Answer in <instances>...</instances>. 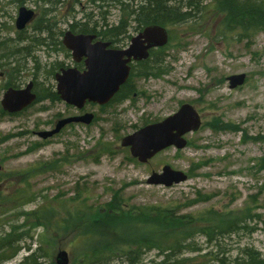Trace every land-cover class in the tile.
Here are the masks:
<instances>
[{"label":"rangeland","instance_id":"374dc122","mask_svg":"<svg viewBox=\"0 0 264 264\" xmlns=\"http://www.w3.org/2000/svg\"><path fill=\"white\" fill-rule=\"evenodd\" d=\"M201 5L205 8L193 21L164 26L168 43L154 52L158 75H132L128 98L87 104L84 111L95 116L90 124L66 125L43 141L33 131L80 111L45 96L55 91L58 66L72 63L61 43L63 32L71 23L106 22L107 34L114 30L119 37L125 30L126 38L118 39L123 44L135 32L126 9L114 3L100 8L93 0H0V99L7 84L23 87L29 80L38 97L15 116L0 113V173L8 178H0V240L18 237L13 245L19 247L0 264L27 262L30 253L38 264H56L60 250L67 252V264H76L89 243L79 233L83 220L88 212L104 211L113 197L123 208L159 205L195 217L214 209L244 217V227L220 237L219 248L195 234L191 242L200 250L182 255L192 264L211 263L217 250L230 258L243 249L264 256V32L229 31L213 1ZM20 6L35 12L22 30L25 41L15 35ZM121 22L127 26L118 27ZM48 25L54 39L45 36ZM241 73L244 82L230 88L227 78ZM184 103L201 121L198 130L184 135L185 148L166 147L141 163L120 146L124 136L161 121ZM228 125L233 128L220 129ZM164 165L185 172L187 179L169 187L147 184L151 172L160 173ZM197 193L208 199L187 206ZM160 259L157 250H150L138 262ZM122 260L115 256L112 264Z\"/></svg>","mask_w":264,"mask_h":264},{"label":"trees","instance_id":"16d2710c","mask_svg":"<svg viewBox=\"0 0 264 264\" xmlns=\"http://www.w3.org/2000/svg\"><path fill=\"white\" fill-rule=\"evenodd\" d=\"M63 1L47 0V2L53 4L62 3ZM101 1L104 2L105 6L114 3L110 0ZM117 1L122 3L121 0ZM204 1L206 0H140V5L133 12H135V17H137L139 23H142L141 27L147 24L172 26L193 21L196 13L205 8L201 5ZM210 1H213L216 10L223 12V23L227 30L240 29L245 36L254 31L264 32V0ZM98 6L101 8L103 4ZM128 14L127 16H129ZM50 26L43 27L45 36L47 39H54ZM96 26L97 23L70 24L71 28H76L80 33H94ZM120 26L118 25V27ZM111 34L118 35L119 33L111 30ZM103 35L108 36L110 34L103 33ZM154 52L155 50L152 49L148 59L138 65H133L131 74L145 77L158 75L160 69L157 63L159 62L154 59ZM61 66L59 65L58 68ZM128 86L129 81L120 87L112 101L128 98L130 96ZM45 96L51 101L59 99V96L53 90L45 93ZM37 98L36 96V100ZM216 121H213V130L218 129ZM225 128L232 129L233 127L228 125L220 129ZM105 150L102 149V151ZM205 196L197 193L195 198L187 202V206H192L195 202H205L208 199ZM113 198L105 204L104 211L96 210L94 211L96 213L93 214L88 212L87 218H85V221L83 220L84 231L79 233L82 234L81 236L85 240H89V243L87 245L88 249L80 256L81 260H78L76 264H112L115 256L124 258L120 264H139L138 261L142 255L150 250H157L158 255L161 256L159 261H152V264H192L189 262L191 259L182 257V255L200 250L195 243L191 242L195 234H201L207 242L214 243V246L219 248L218 241L220 237L238 232L244 227V225H240L244 217L222 213L214 209H208L203 215L195 217L192 214H178L175 211L177 209L159 205L123 208L120 202ZM25 203V201L22 202V204ZM246 216H249V214ZM197 220L201 224L197 225ZM16 230V228H13L12 231L15 233ZM19 235L20 233L17 231L15 236ZM4 238L0 240V262L12 258L19 250L17 245H13L18 237L9 240ZM100 242L103 244L100 245ZM6 247L12 248V250L9 253H3L1 249H6ZM116 252L119 254H114ZM219 254L221 253L217 250L214 258L211 259L213 261L208 264H264V256L261 258L258 252L251 249H243L241 257H235L234 259L224 254L219 256ZM202 256H206V254ZM34 257L35 254H28L24 258L27 262L23 261L21 264H38Z\"/></svg>","mask_w":264,"mask_h":264},{"label":"water","instance_id":"95a60500","mask_svg":"<svg viewBox=\"0 0 264 264\" xmlns=\"http://www.w3.org/2000/svg\"><path fill=\"white\" fill-rule=\"evenodd\" d=\"M33 17L32 9L20 6L15 19L16 29L24 28ZM94 38V34H74L70 30H67L62 38V43L70 50L73 61L79 62L84 59L82 70L74 66L62 67L54 75L55 91L59 98L76 108H82L86 103L106 105L127 80L130 72L129 63L145 60L150 49L164 46L168 42V33L163 26L147 25L132 36L128 46L122 49L109 48V42L92 43ZM227 79L229 87L234 88L244 82L245 74L231 75ZM32 86L33 82L29 81L22 88L8 87L0 100L2 110L16 113L31 105L36 99ZM93 117V113L86 112L61 118L55 122L52 129L38 131L37 135L46 139L60 132L69 123L89 124ZM200 123L198 112L192 105L184 103L161 121L147 124L124 136L120 140V146L128 147L133 158L145 163L166 147L185 148L187 140L184 135L198 130ZM186 179L185 172L164 165L160 173L152 171L146 182L150 185L169 187ZM55 260L56 264H67L69 261L67 252L58 251Z\"/></svg>","mask_w":264,"mask_h":264},{"label":"flooded vegetation","instance_id":"af4514ba","mask_svg":"<svg viewBox=\"0 0 264 264\" xmlns=\"http://www.w3.org/2000/svg\"><path fill=\"white\" fill-rule=\"evenodd\" d=\"M30 23V22H29ZM28 23V24H29ZM86 23V22H85ZM91 23H97V26L95 27V32L93 33H89V34H94L95 35V38L92 40V43H94V42H96V41H104V42H109V48H118V49H122V48H125L126 46H128V44L130 43V39H131V37H132V35L131 36H129V41L127 42V44L126 43H121L120 41L121 40H118L120 37H122V36H125L126 34H125V30L124 29H122V33H121V35L119 36V37H117V34H111L110 33V35H108V36H104L103 35V33H106V31H108L109 29H106L107 27H108V24L106 23V22H103V23H100V22H97V21H93V22H91ZM28 24H26V26L28 25ZM71 24H74V25H76V24H80V23H71ZM121 26H123V27H126L127 26V23H122L121 22V24H120ZM131 29H132V31H134L135 32V34H137V33H139L140 31H142V29L144 28V26H142L141 27V25H142V23H139V20H136V21H131ZM147 25H149V24H147ZM146 26V25H145ZM75 27H77V26H75ZM16 28V27H15ZM26 28V27H25ZM24 29V28H23ZM18 30V29H17ZM68 30H70L72 33H74V34H78V33H80L76 28L75 29H73V28H71L70 27V29H68ZM67 31V30H66ZM66 31H64L63 32V35H64V33L66 32ZM60 32H62V31H60ZM84 34V33H83ZM113 35H116V36H113ZM62 38H63V36H62ZM125 38H126V36H125ZM61 43H62V40H61ZM62 45H63V43H62ZM64 46V45H63ZM65 48V47H64ZM65 50H67L68 51V53H70V50H68L67 48H65ZM155 50V49H154ZM70 56H71V53H70ZM83 60L84 59H81L79 62H75V61H73L72 60V56H71V61H72V63H71V65H69V66H74V67H77L79 70H82L83 68H84V63H83ZM139 63H141L140 61H138V62H133V63H130V74H129V77H128V79L126 80V82L127 81H129V84H130V81H131V76H132V74H131V71H132V66L133 65H138ZM62 67H68V66H64L63 64H62V66L61 67H59L58 68V70L57 71H55V73L56 72H58L59 71V69L60 68H62ZM55 73H54V75H55ZM29 81H32V80H29ZM28 81V82H29ZM27 82V83H28ZM33 82V86H32V91L34 92V93H36L35 92V88H34V85H35V82L34 81H32ZM125 82V83H126ZM26 83V84H27ZM124 83V84H125ZM25 84V85H26ZM24 85V86H25ZM23 86V87H24ZM8 87H13V88H22V87H18L17 85H15V84H7L6 85V87H5V90L8 88ZM4 90V91H5ZM87 105V104H86ZM86 105H84L82 108H76L77 110H80L79 112H78V114H75V115H80V114H83V113H86V111H84V107L86 106ZM93 105H96V104H93ZM24 111V110H23ZM23 111H21V112H23ZM21 112H18V113H14V114H8L7 112H2V114L4 115V116H8V117H11V116H15V115H17V114H19V113H21ZM94 115V114H93ZM71 116H74V115H71ZM95 117V116H94ZM54 124H55V122L53 123V125H51L50 127H49V129H52L53 127H54ZM46 130V129H45ZM38 131H41V130H38ZM38 131H33V134L34 135H36L37 136V132ZM38 137V136H37ZM39 138V137H38ZM40 140H46V139H42V138H39ZM1 177H3V182H7V177H5V176H2L1 175V173H0V178Z\"/></svg>","mask_w":264,"mask_h":264},{"label":"bare ground","instance_id":"6f19581e","mask_svg":"<svg viewBox=\"0 0 264 264\" xmlns=\"http://www.w3.org/2000/svg\"><path fill=\"white\" fill-rule=\"evenodd\" d=\"M110 1L116 3L119 6H122L123 8H125L126 11L129 13L128 15L130 17H128V19L130 21H136L137 20V17H135V12H133V11L138 8V6L140 5L139 2H135L134 0H121L122 3H119L118 1L116 2V0H110ZM93 2H95L98 5L99 4H104V2L101 1V0H93ZM22 30H23V28L18 30V31H16L15 35H16L17 39H19L21 41H23V40L25 41L27 37L23 36V31ZM241 255H237L236 257H241ZM260 257L262 258L263 256L261 255ZM234 258H232V259H234Z\"/></svg>","mask_w":264,"mask_h":264}]
</instances>
